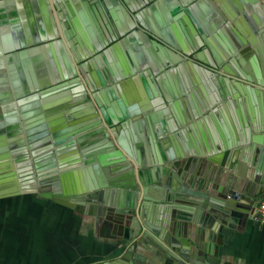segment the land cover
I'll return each mask as SVG.
<instances>
[{"label": "crops", "instance_id": "0c3cea01", "mask_svg": "<svg viewBox=\"0 0 264 264\" xmlns=\"http://www.w3.org/2000/svg\"><path fill=\"white\" fill-rule=\"evenodd\" d=\"M120 1L127 11L106 0H0V165L7 164V150L19 152L18 163L11 158L16 191L0 195V264H99L124 249L90 206H63L18 178L31 167L36 172L37 161L57 156L48 149L55 137L82 178L96 166L101 170L100 158L114 153L143 164L245 142L256 147L242 151L254 161L258 147L264 148V100L228 83L217 62H244L264 75V0ZM254 27L251 44L247 28ZM152 29L198 63L173 62ZM209 63L217 71L204 66ZM108 126L123 148L108 146ZM240 148L245 146L234 149ZM201 159L190 181L183 179L186 192L196 190L191 180L202 178ZM242 171L250 173L249 167ZM167 177L157 183L169 187ZM186 192L182 198L190 196ZM172 197L153 202L154 221L174 214ZM242 203L248 218L222 227L220 253L231 264H264V225L255 206ZM161 228L171 230L165 220ZM141 246L144 261L135 264H175L158 248Z\"/></svg>", "mask_w": 264, "mask_h": 264}, {"label": "water", "instance_id": "95a60500", "mask_svg": "<svg viewBox=\"0 0 264 264\" xmlns=\"http://www.w3.org/2000/svg\"><path fill=\"white\" fill-rule=\"evenodd\" d=\"M106 1L108 5L112 4L115 8L127 11L120 0ZM48 9L45 4L41 6L42 11ZM247 29L248 41L254 44L255 27ZM151 32L157 42L166 48L165 51L173 62L184 58L191 60L188 57L189 51L179 48L157 30L152 29ZM241 44L247 49L244 40H241ZM249 52L251 50L247 53ZM217 62L228 83V80H233L242 93L264 100V75L249 70L244 62L240 63V66L234 64L226 67L222 66L221 61ZM204 66L214 71L218 68L214 63ZM59 119L63 121V118ZM108 128L112 133L108 146L116 144L117 147L123 148L121 140L119 138L116 140L114 132L109 126ZM47 135L49 134L46 130L40 137L43 139ZM62 141V138L55 137L54 144L48 146L58 158L53 155L48 162L37 161L36 172L31 167L28 171H20L22 174L18 178L21 182L31 181L34 188L37 184L39 194L53 199L58 204L70 208H75V204L88 205L94 210V214L101 219L102 226L109 230L111 239L116 243L120 241L124 248L117 256L99 264H135L134 260L144 261L138 254L146 251L141 246L143 243L158 248L175 264H231L224 261L220 253L217 244L219 233L223 226L231 228L230 223L239 221L240 217L248 218L246 216L248 214L242 212V209H245L242 202H251L256 208L258 197L264 195V148L258 147L259 154L253 161L252 155L246 153L243 155L242 151L252 152L256 147L248 146L245 142L244 145H240L239 142L208 145L206 152L203 153L183 150L169 159L150 160L143 164L132 157L125 158L119 153L108 154L100 158L103 169L101 167L100 170L96 166V171L82 178L74 171V164L63 158L65 150L61 146ZM241 146L245 148L234 149ZM18 154L19 152L15 150H7L4 153L7 164L0 165V190L4 191V193L0 191V195L16 191L17 174L11 158L14 163H18L15 159ZM201 158H205L202 178L191 180L196 190L186 192L188 188L184 186L183 179L191 178L196 165L198 163L202 165ZM163 166L170 167L167 171L169 187L167 183L166 186L164 183H157L158 178L167 174ZM245 167H249L248 175L242 171ZM212 179L216 181L214 189L210 187ZM183 191L190 196L182 198L180 194ZM168 193L173 196L172 206L175 207V215L169 214L164 219L160 216L154 221L151 216L153 202ZM182 202L186 205L176 204ZM178 209L182 212H178ZM163 220L170 227V231L161 228ZM157 230L162 234L156 233ZM152 232L165 246L159 242L155 243L153 238L150 239Z\"/></svg>", "mask_w": 264, "mask_h": 264}, {"label": "built area", "instance_id": "2783aa9c", "mask_svg": "<svg viewBox=\"0 0 264 264\" xmlns=\"http://www.w3.org/2000/svg\"><path fill=\"white\" fill-rule=\"evenodd\" d=\"M256 212L259 222L264 225V197L257 200Z\"/></svg>", "mask_w": 264, "mask_h": 264}, {"label": "flooded vegetation", "instance_id": "af4514ba", "mask_svg": "<svg viewBox=\"0 0 264 264\" xmlns=\"http://www.w3.org/2000/svg\"><path fill=\"white\" fill-rule=\"evenodd\" d=\"M188 57H189L192 61L196 62L195 59H194V57H193V54L189 55ZM196 63H198V62H196Z\"/></svg>", "mask_w": 264, "mask_h": 264}]
</instances>
